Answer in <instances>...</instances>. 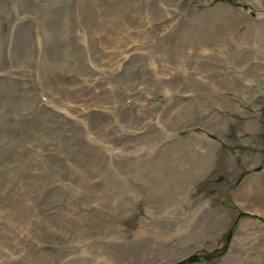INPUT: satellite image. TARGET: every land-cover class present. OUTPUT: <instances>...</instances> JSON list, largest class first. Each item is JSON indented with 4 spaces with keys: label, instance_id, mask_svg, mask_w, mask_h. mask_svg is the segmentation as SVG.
<instances>
[{
    "label": "rangeland",
    "instance_id": "374dc122",
    "mask_svg": "<svg viewBox=\"0 0 264 264\" xmlns=\"http://www.w3.org/2000/svg\"><path fill=\"white\" fill-rule=\"evenodd\" d=\"M187 2L0 0V264H264V3Z\"/></svg>",
    "mask_w": 264,
    "mask_h": 264
},
{
    "label": "bare ground",
    "instance_id": "6f19581e",
    "mask_svg": "<svg viewBox=\"0 0 264 264\" xmlns=\"http://www.w3.org/2000/svg\"><path fill=\"white\" fill-rule=\"evenodd\" d=\"M82 1H85V0H82ZM188 2H187V7H189L188 9H190V8H192L193 6V4L195 5L196 3V0H187ZM261 1V3H264V0H260ZM174 7V6H173ZM240 7H243V6H240ZM250 7L251 6H247V7H243V8H246V9H250ZM255 7H258V6H255ZM14 15V14H13ZM16 16V15H15ZM14 18V17H13ZM14 21V20H13ZM20 22V21H19ZM18 22V23H19ZM18 25V24H17ZM19 27V26H18ZM17 27V28H18ZM22 28V27H21ZM18 31V30H17ZM27 31V30H26ZM14 32V31H13ZM116 34L114 33V32H112V36H111V39H110V41L106 44V45H104L103 46V48L102 49H99L100 50V53H102L101 55H100V60H99V64L102 66V65H104L105 66V69L106 70H103L102 71V77H104V78H106V77H108V78H112L113 77V74H114V70H113V65H116L117 63H118V61L119 62H121L118 58H120V57H122V59H127V58H129V57H131L132 55H133V49H134V47H132V44H133V42L131 43V42H129L128 43V41H130L129 39H128V37L129 36H127V42L126 43H124V44H120V45H118L117 46V43H118V40H117V38H116V36H115ZM128 35V34H127ZM134 35H141V36H143V33L141 32V31H138V32H135V33H133L131 36H134ZM18 37V36H17ZM131 39V38H130ZM206 40V39H205ZM261 41H263V40H261ZM83 43V42H82ZM15 44H16V42H15ZM17 45H18V43H17ZM125 46V47H124ZM119 47H122L123 49H119ZM17 48V47H16ZM119 49V50H118ZM98 61V60H97ZM127 61H129V60H127ZM92 62V61H91ZM125 63V62H124ZM183 63H185V55H183L182 57H180V62L179 63H177V64H179L180 66H182V64ZM121 64H123V63H121ZM93 65V64H92ZM21 66V65H20ZM89 66V65H88ZM97 66V65H96ZM99 67V66H98ZM117 67V66H116ZM104 68V67H103ZM102 69V68H101ZM100 69V70H101ZM116 69V68H115ZM100 70L97 68V69H93V71H92V74L90 75L91 77L92 76H94L93 77V79H91L90 80V83L91 82H95L96 80H97V78H98V74H100ZM15 71V70H14ZM234 74H236L235 73V70H231ZM106 72V74H107V72H109L108 74H112V75H110V76H105V73ZM9 73V72H8ZM8 73H3V74H5V76H8ZM47 73V72H46ZM10 74H11V72H10ZM14 74V73H13ZM70 74V73H69ZM75 74V73H74ZM17 75V74H16ZM42 75V74H41ZM13 76V75H12ZM50 76V75H49ZM15 77V76H14ZM18 77V76H17ZM70 77V76H69ZM19 78V77H18ZM17 78V79H18ZM55 78V77H54ZM71 78V77H70ZM165 77H163L161 80H160V82H162L163 84H165V85H170V83H168L167 81H165V79H164ZM7 79V78H6ZM12 79V78H11ZM237 79V78H236ZM47 81V80H46ZM85 81V80H84ZM251 81V80H250ZM249 81V82H250ZM7 81L5 80V82H0L1 83V86H0V91H3V92H1V93H3V98H8V96L9 97H11L12 98V101L11 102H13V104H14V102H15V100H14V98H15V96H14V93H12V92H10L11 90H9V91H7V90H4L3 89V87L4 86H2V83H6ZM100 82V81H99ZM13 83V81L11 82V84ZM15 85L17 84L18 85V83L19 82H17L16 80H15ZM14 83L12 84V86L14 85ZM47 83V82H46ZM87 83V82H86ZM8 85V84H7ZM52 85V84H51ZM87 85V84H86ZM89 85V84H88ZM47 86V85H46ZM58 86V85H57ZM96 86V85H95ZM255 86V85H254ZM10 87V86H9ZM11 88V87H10ZM17 88V87H16ZM47 88H48V86H47ZM86 88V87H85ZM95 89H96V87L94 88V91H95ZM256 89V88H255ZM253 90V84H250V85H247V93L248 94H250V93H252V94H260L261 92H260V90L259 91H256V90ZM46 90V89H45ZM50 91V90H49ZM245 91V90H244ZM31 92H33V91H31ZM132 92V91H131ZM27 93V92H26ZM92 93V92H91ZM31 94V93H30ZM132 96H133V93L132 94H130V95H127V96H125V98L127 97H131L132 98ZM29 97V96H28ZM37 97V96H36ZM25 98V97H24ZM102 98H104V97H102ZM19 99V98H18ZM30 99V98H29ZM33 99V98H32ZM79 99H80V97H79ZM83 99V98H82ZM130 99V98H129ZM21 100V99H20ZM26 100V99H25ZM77 100V99H76ZM85 100V99H84ZM74 101V100H73ZM97 101H99L98 103H97ZM31 102V101H30ZM116 102V101H115ZM115 102L114 103H111V105L109 106V104H110V102L106 99H100V100H94L93 102L91 101V104H88L87 105V103H86V105H87V110L92 106V105H94V107H95V103L97 104V106L99 107L100 105L101 106H103V108H104V104L105 105H107L110 109H113V112H114V104H115ZM25 103H27V102H25ZM73 103V102H72ZM130 103V102H129ZM262 103H264V99H262ZM82 104V103H81ZM71 105V104H70ZM169 105V104H168ZM81 106V105H80ZM84 106V105H83ZM73 108V107H72ZM85 108V107H84ZM116 108H117V106H116ZM63 109V108H62ZM65 109V108H64ZM69 109V108H68ZM91 110V109H90ZM117 110V109H116ZM115 110V111H116ZM245 110H247V109H245ZM41 112H42V114H41ZM41 112H40V114H41V119L42 118H44V120H45V123H44V121H42L41 120V122H42V125H48V126H50L51 125V122H52V119H50V118H48V114L47 113H44V110H42V108H41ZM81 112V111H80ZM112 112V113H113ZM38 113V112H37ZM39 114V113H38ZM223 115H224V117L226 118H231V114H232V112L231 111H227V112H225V113H222ZM32 115V114H31ZM34 115H36V113L34 112ZM37 117V116H36ZM44 123V124H43ZM236 126V125H235ZM184 128V127H183ZM192 128V127H191ZM190 128V129H191ZM241 130L242 129H239V131H237L236 133H238L239 135H240V132H241ZM231 134V133H230ZM239 138H240V136H238ZM241 139H242V137L238 140V141H236V140H234V139H232L231 138V140H233V141H235V142H239V141H241ZM243 142H241V143H238V144H242ZM238 144H236V145H238ZM257 192V191H256ZM260 193V192H259ZM248 196V195H247ZM245 201V200H244ZM250 201V200H249ZM249 201H248V203H249ZM239 202V201H238ZM255 202V201H254ZM256 202H257V205L258 204H260L261 206L262 205H264V193L263 194H259V196H258V194H257V197H256ZM245 203V202H244ZM247 203V202H246ZM260 206V207H261ZM246 207V206H245ZM255 212H263V208H259L258 207V209L257 210H255V207H254V209H253ZM249 211V210H248ZM250 212H252V210L250 211ZM255 213L254 212H252V215H254ZM252 215H248V217L247 218H249V217H251ZM258 218H259V216H257ZM259 219H261V218H259ZM251 220V219H250ZM263 222H264V220H262Z\"/></svg>",
    "mask_w": 264,
    "mask_h": 264
}]
</instances>
